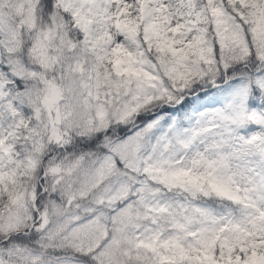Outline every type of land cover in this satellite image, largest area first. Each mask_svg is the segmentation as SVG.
<instances>
[{"label": "snow or ice", "instance_id": "1", "mask_svg": "<svg viewBox=\"0 0 264 264\" xmlns=\"http://www.w3.org/2000/svg\"><path fill=\"white\" fill-rule=\"evenodd\" d=\"M0 264H264V0H0Z\"/></svg>", "mask_w": 264, "mask_h": 264}]
</instances>
